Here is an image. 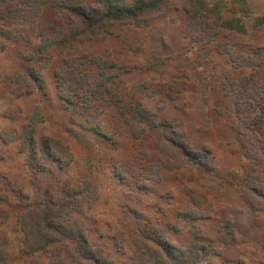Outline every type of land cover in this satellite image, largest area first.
<instances>
[{"label":"rangeland","instance_id":"1","mask_svg":"<svg viewBox=\"0 0 264 264\" xmlns=\"http://www.w3.org/2000/svg\"><path fill=\"white\" fill-rule=\"evenodd\" d=\"M10 2L0 0V7ZM196 18L225 30L192 42L185 34L202 31L189 24ZM151 20L118 24L119 34L106 40L79 41L67 30L69 16L45 5L36 21L10 26L12 38L0 36V243L8 250L7 264H77L66 252L26 254L19 214L30 203L57 205L60 195L78 186L89 193L72 218L107 261L140 264L158 250L156 243L167 240L187 252L175 253L170 264H264V215L250 209L246 196L254 161L238 133V117L244 124L264 114V0H171L165 14ZM229 48L258 57L262 65L235 68L221 52ZM89 56L114 64L107 69L109 85L125 113L144 107L158 114L157 121L171 120L174 129L161 123L134 139L114 100L66 109L58 71L70 70L66 62L72 58ZM37 67L41 90L27 83V73ZM87 70L94 80L98 68L88 63L80 73ZM73 100L80 104L77 96ZM34 117L45 120L37 125L30 163L20 137ZM159 131L160 137H182L214 170L170 166L173 147L156 137ZM49 137L57 140L51 149ZM258 182L264 187V175ZM195 235L207 253H199V245L190 250Z\"/></svg>","mask_w":264,"mask_h":264},{"label":"trees","instance_id":"2","mask_svg":"<svg viewBox=\"0 0 264 264\" xmlns=\"http://www.w3.org/2000/svg\"><path fill=\"white\" fill-rule=\"evenodd\" d=\"M45 5L55 8L61 17L67 18L69 16L72 23L67 27V30L71 34V37L75 40L86 41L93 38L106 40L109 36L117 35L119 33L115 31H118L120 24L140 26L148 23L152 21V17L164 15L166 10L171 6V0H92L91 2H88V0H64L60 2L53 0H11L10 4L0 7V36L12 38L13 30L9 27L20 22L36 21ZM189 24L192 29L194 28L193 31H196V27L203 31V34L201 31L197 32L195 36L191 34L192 31L186 33L185 36L188 34L192 42H202L209 38H215L225 30L217 22L214 23L201 18L192 19ZM53 43L42 45L40 51L44 52L48 50ZM221 52L229 55L230 61L237 69L243 67L257 68L262 65L258 61V57L238 54L230 48L226 50L222 49ZM95 57H81L78 59V62H75L76 59L72 58L66 62L69 68H71L70 70L63 66L58 71V88L61 90L60 97L66 102V109L71 110L72 105L88 109L93 107L94 101L106 103L114 100L119 105L121 114L123 115V122L130 127V135L134 139H139L145 136L148 131L159 128L161 123L166 127L174 129V123L171 120L157 121L158 114L154 115L144 107L136 109L132 116L125 113L122 109L119 94L114 92L113 88L109 85L112 78L108 74L107 69L114 67V64H109V61L102 62L97 56ZM88 63L98 68L95 79L92 81L91 73L88 70L80 73L82 67L88 65ZM27 74L32 81H28L27 83L31 87L33 86V89H43L44 80L38 67L29 70ZM69 89H73L74 91L70 95H66L65 91ZM253 93L256 98L258 93L255 88H253ZM75 96L80 101L78 105L73 100ZM263 116V113L262 115H257L252 121H246L244 124H242L241 119L238 117V133L245 138L243 146L247 149L246 156L254 161V167H252V170L247 175L248 181H250L248 190L251 192L248 191L246 196L249 197L250 209L256 215H264V187L260 184L257 185L264 175V146L262 145L264 140ZM35 119L36 117L32 118L31 122L23 127V134L20 137L23 141L22 151L26 153L30 163L32 161L31 156L36 151L35 132L37 125L45 120L43 117H40L39 120L36 119V121ZM175 133L178 132L175 131ZM159 134L160 131L156 134L158 139L163 137L173 147V157L168 159H174L173 162L170 161V166L172 163L175 165L179 163V166L188 165L190 169H206L208 173L214 170V165L209 163V166H206L204 161L199 158L201 153L192 150L188 144L184 143L182 137L180 139H173L166 133L161 134L162 137ZM101 135L110 138L103 133ZM56 141L53 137H49L47 140L48 148H53V145L57 143ZM58 145H62L60 141H58ZM62 148L58 150V160L60 161L61 154L59 153H62ZM72 160L73 155L68 163ZM88 184L90 185L89 180L85 179L84 187ZM88 193L87 190L85 191L78 186L76 189H70L65 194L60 195L57 205L53 202H44V204L39 203L38 205L30 203L24 207L26 210L19 214L20 229L24 234V252L26 254L58 252V257H61L66 252L67 256L77 264H116L104 259L103 252L93 248L83 224L72 218L74 212H80L84 208L86 203L85 198L88 196ZM79 197L83 198L78 199ZM198 198L200 199L199 196L194 198L196 203H200L201 201H197ZM74 206L75 208H73ZM199 239V235L194 236V244L192 242L190 250L197 248L199 245V253L205 254L208 251L207 246L200 244ZM156 244L158 245V250H155L154 255L150 259H142L140 264H170L169 261L175 253H178L180 256H184L187 253L185 252L186 250L177 251L176 246L167 240ZM8 259V250L6 246L0 243V264H7Z\"/></svg>","mask_w":264,"mask_h":264}]
</instances>
